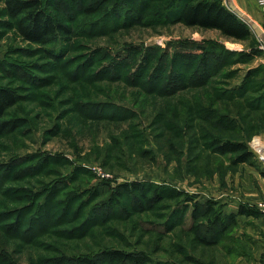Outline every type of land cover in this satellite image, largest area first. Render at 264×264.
<instances>
[{
    "label": "rangeland",
    "instance_id": "rangeland-1",
    "mask_svg": "<svg viewBox=\"0 0 264 264\" xmlns=\"http://www.w3.org/2000/svg\"><path fill=\"white\" fill-rule=\"evenodd\" d=\"M222 1L234 11L229 0ZM234 2L264 29L254 0ZM4 6L1 2L0 81L19 94L7 117L24 125L0 134V264H46L51 256H94L113 248L176 264H261L264 245L256 231L263 214L257 204L264 201V151L253 163L233 164L234 155L220 153L214 140L243 138L250 147L254 138L264 142V35L247 21L253 36L240 41L217 29L172 23L173 11L158 1L146 14L148 8L140 12L143 18L110 6L114 10L94 25L100 19H87L77 8L72 15L78 35L54 45L64 50L60 60L3 23ZM195 41L207 42L222 56L210 59L205 73L198 70L199 58L187 62L179 55L182 43ZM255 48L259 56L253 60L239 57ZM117 64L124 77L108 79V67ZM137 68L144 77L152 71L162 89L170 87L169 78L186 80V87L146 93V81L130 79ZM23 71L34 80L17 76ZM247 73L260 109L245 120L244 101L219 96L234 90ZM197 77L204 85L189 82ZM206 105L227 109L235 121L216 127ZM129 180L169 184L194 200L185 205L165 199L152 209L125 195L107 209L113 188ZM208 200L217 201L211 218L219 217L212 244L189 230L194 201ZM239 206L253 213L238 214Z\"/></svg>",
    "mask_w": 264,
    "mask_h": 264
},
{
    "label": "trees",
    "instance_id": "trees-1",
    "mask_svg": "<svg viewBox=\"0 0 264 264\" xmlns=\"http://www.w3.org/2000/svg\"><path fill=\"white\" fill-rule=\"evenodd\" d=\"M69 1L52 0L48 3L44 0H0V3L5 2L3 14L8 17L2 21L6 25L15 27L24 40L41 45L43 51L47 53L48 57L53 59H58L57 57H59L60 60L65 57L64 50L56 51L54 45L61 40L71 42V38L74 35H78L79 32L73 24L75 18L72 15V12L77 8H81L82 14L86 16L87 19H90L88 18L89 16H92V18H99V21H95L92 24L94 25L95 23H102L114 9L125 10L128 13L134 12L138 15L142 10L148 8V10L145 11L146 14V12H149V10L152 9L153 3L158 1L164 3L173 11L172 13H168L169 16L171 15L170 19L172 23L182 22L188 26L217 29L225 37L234 41L244 40L253 36L251 26L243 18L232 11L222 0H89L85 3L83 0ZM110 6H113L114 9ZM145 14H140V16L143 18ZM86 17L84 19H86ZM181 46H183L184 50L180 51L179 55L183 61L190 62L199 58V72L202 70L204 73L206 72V69L209 67L210 59H222V56L217 54L213 48H209L207 42L204 44L201 42L196 43L195 41V43L192 44L194 48L191 44L185 45L182 43ZM185 47L192 50H185ZM105 54L106 52H104V55ZM107 54L109 56V52H107ZM257 56H259V50H256L255 48L240 52L239 57L243 61L249 62ZM126 61L128 63L129 60ZM125 68L128 67L126 66ZM101 69H104V65ZM123 69L120 68L118 64L109 66V75H107L108 79L111 80L116 77H118L117 79H120L124 77ZM137 69L134 71L132 70L130 79L135 83L140 80L146 81L147 85H149L148 88L143 89L146 93H156L161 95L164 94L165 92L163 91L166 90L172 93L180 87H186V80H182L181 82V79L176 78L175 81L172 82L171 78H169L166 80V83H169L170 87L162 89L159 84V79L153 80L151 78L153 75L152 71L147 77H144L143 71ZM2 71L9 73L10 68L4 66ZM181 73L182 72H178L179 75H177L180 76ZM249 74L250 73L246 74L245 79L240 81L234 90L228 91V94L226 95L222 96V94H220L219 96L224 100L230 101L232 98H238L244 101L248 112L242 110L241 113L245 120L249 116H257L256 113L260 109L254 102L256 98H252L251 92L253 90H251V87L249 88L247 86V83L250 82L249 78L251 77ZM17 76H23L34 80L30 74L25 73L24 71ZM202 81H204L202 77H197L194 81L190 80L189 82L202 83ZM202 85H204V83H202ZM18 100L19 94L14 86L0 81V134L16 131L24 125V120L19 121L14 117H7L9 108L16 105ZM196 104L204 109L201 101H197ZM205 107L207 112L212 113L210 120L213 122L212 124L215 123L214 125L216 127L226 125V120L232 121L235 119L225 108L209 105H206ZM237 114H239V112H237ZM252 121L254 122L255 120L252 119ZM251 126L252 125H249L248 129ZM223 138L221 137L214 140L216 143L215 146L217 147L216 149L222 154H233L234 156L231 159L233 164L254 162L256 154L250 147L248 140L243 138ZM27 170V167L19 168L16 170V173L19 175L20 173H26ZM112 191L114 198H112L106 205L108 207L107 209H110L118 199L125 195L130 196L134 202L137 201L141 206L150 207L152 209L165 199H181L180 203H184L185 205L192 203L194 200L193 196L188 194L184 189L155 181L129 180L118 182ZM193 206V223L189 230L194 232L196 238L202 243H215L217 239L211 237V233L214 231L213 223L218 222L219 217H215L216 219L211 217L212 214L218 210L217 201L208 200L205 203L194 201ZM237 213L250 215L253 211L250 208L239 206ZM229 215L230 216L228 217L232 219L235 217V214ZM200 217L207 219L211 224L205 225L203 222H200L202 221L200 220ZM187 257L189 260L194 261L193 256L187 255ZM46 259V264H101L104 261L109 264H176L170 258L153 261V259L144 251L123 250L121 248L104 249L94 256L79 255L71 258L65 254H61L58 256L47 257Z\"/></svg>",
    "mask_w": 264,
    "mask_h": 264
},
{
    "label": "built area",
    "instance_id": "built-area-1",
    "mask_svg": "<svg viewBox=\"0 0 264 264\" xmlns=\"http://www.w3.org/2000/svg\"><path fill=\"white\" fill-rule=\"evenodd\" d=\"M255 2L259 6L262 14L264 15V0H255ZM258 139H260V138L259 137L254 138L251 142V147H252V150L255 152V154L256 153H263V151H264V142L260 139L263 142V144H260ZM257 207L264 214V201H260L257 204ZM261 264H264V256H263Z\"/></svg>",
    "mask_w": 264,
    "mask_h": 264
},
{
    "label": "water",
    "instance_id": "water-1",
    "mask_svg": "<svg viewBox=\"0 0 264 264\" xmlns=\"http://www.w3.org/2000/svg\"><path fill=\"white\" fill-rule=\"evenodd\" d=\"M230 7L234 9L237 15H239L241 18H243L245 21L250 23L256 30L257 33L264 35V29L262 26H260L251 16H249L247 13H245L242 9L235 7L234 0H229Z\"/></svg>",
    "mask_w": 264,
    "mask_h": 264
},
{
    "label": "crops",
    "instance_id": "crops-1",
    "mask_svg": "<svg viewBox=\"0 0 264 264\" xmlns=\"http://www.w3.org/2000/svg\"><path fill=\"white\" fill-rule=\"evenodd\" d=\"M261 219H262L261 225L258 227V230L256 232H258V231L260 232L259 235H258L259 241H260L261 245H264V214H262V218Z\"/></svg>",
    "mask_w": 264,
    "mask_h": 264
}]
</instances>
